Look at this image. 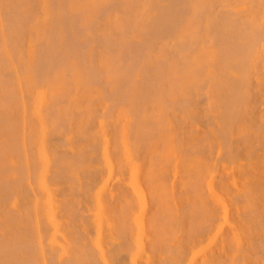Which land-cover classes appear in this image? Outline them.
Listing matches in <instances>:
<instances>
[{"label": "bare ground", "instance_id": "obj_1", "mask_svg": "<svg viewBox=\"0 0 264 264\" xmlns=\"http://www.w3.org/2000/svg\"><path fill=\"white\" fill-rule=\"evenodd\" d=\"M236 1L0 0L2 129L12 131L9 106L25 91L44 111L31 116L40 119L42 138L32 178L47 193L49 264H184L189 254L188 264H216L213 246L233 248L235 201H245L249 216L262 182L245 175L254 170L246 157L264 143L244 154L231 130L253 109L251 87L264 75V0ZM89 85L102 87L110 107L134 108H110V115L108 108L89 121ZM168 91L176 97L166 99ZM154 100L159 110L144 108ZM188 115L200 126L182 129ZM253 126L264 129V122ZM215 128L221 145L209 137ZM54 141L64 147L54 152ZM3 182L0 197L8 200L14 191ZM33 190L21 191L36 198ZM24 235L0 233V264L37 263L36 235L34 243Z\"/></svg>", "mask_w": 264, "mask_h": 264}, {"label": "rangeland", "instance_id": "obj_2", "mask_svg": "<svg viewBox=\"0 0 264 264\" xmlns=\"http://www.w3.org/2000/svg\"><path fill=\"white\" fill-rule=\"evenodd\" d=\"M235 3L238 4L239 0L236 1ZM239 5H237V6H239ZM133 37L137 39V38H139V34L134 33ZM96 67L98 69L104 71V66L102 64L97 63ZM255 78L258 82H253V86L251 87V95L249 96V99L247 101V103H249V107L253 106V109L249 110V112H247L245 114L242 113L241 118H238L239 120L237 121V123L232 125L234 127V129H231V130H233L232 131L233 134L234 135L237 134V137H239L238 142H240V143H238V145L241 146L244 142V148L242 149V151L244 150L243 151L244 154H246L247 151L254 149V147L257 143L260 142V144H262L264 142V129L260 128V130H259V128H256L255 126H253L254 123L259 124L261 122H264V110H262V107L264 106V84L262 83V82H264V75L262 73H259V74L255 75ZM87 87H88L89 91H87L85 94V97H86L85 101L86 102H84L83 108H84V110H86V114L88 115L89 121H91L94 116L96 118V119L92 120L94 122L103 118V113L106 114V111L108 108H109L108 109L109 112L107 111L108 112L107 114H109L112 110L115 111L118 109H120L121 111L124 110L126 112V110H127L126 107L127 108L133 107L132 106L134 104L133 102L132 103L126 102L125 105L122 103H119V104H117V106H115V107L113 106V108H112L109 106L111 104V102H109V100H108V103H107L106 102L107 99L106 100L104 99L106 97L103 96L104 94H103V91L101 90L102 87H100L98 85H96V86L95 85H93V86L89 85ZM176 92L175 91H172V92L168 91L166 94L167 95H169V93L175 94ZM211 92H213L212 97H209V99L211 101V104L214 105L217 103L218 98H217L216 94L218 92H216V90L214 88H213V91L211 90ZM23 93L21 94L22 95L21 98L19 95L18 98H16V100H14L11 103V106H9L8 111H9L10 115H12V114L16 115V118H14L11 121L12 125H13L12 131L9 132L5 128L2 129V127L6 124V121L4 120L6 118L3 117V119H2V115L5 114V112L2 111V113H1V111H0V117L2 119V120L0 119V188L2 187V185L4 183L3 181H5V182L10 183L11 189L14 191L13 195L8 200H2L0 197V212H1L0 213V233H5V235L7 237L12 238L16 235L17 231H18L19 235L21 233L24 235V231H25L24 236H26V238H28V240L30 242L34 241V237H35L34 235H36L35 243L33 242L34 245L36 246L35 247V257H36L35 261H37V263H35V264L43 263L42 257H46L45 258L47 260L46 264H49V262H48V256L49 255L47 253V250L48 249L50 250V247H48L47 242L50 239L52 229H51L50 221L47 218V212H48L47 208L48 207L45 203L47 193L43 192L40 189V187H37L36 179L35 180L33 179L35 177L37 178V176L33 177V174L34 175L37 174L41 168L40 167L41 166V160L39 159L40 156L38 154V149H37V152H36V149L33 150V147L36 146L37 139H38V142L40 140H42L41 135L38 133V131L40 130V127H41V123H40V119H37L39 117H37L36 114H37V112L38 113L40 112L43 115L44 111H41V109L39 107H37V108L35 107L34 95L32 92L27 93L25 91ZM174 94L167 96L166 99L175 98L176 96H174ZM22 100H23V102H22ZM258 102H260V103L257 104ZM148 103H149V105L145 106L144 108L149 110V111H151V110L157 111L160 109V107L162 105L161 101H155V100L153 102H148ZM23 105H24V108H23ZM58 106H60V105H57V107ZM260 106H261V108H260ZM23 109H24V112H23ZM256 109H258V110H256ZM214 110H216V111H214ZM97 111L99 112L98 114L96 113ZM212 111L214 113V116H216L215 119L217 120V122L220 121V117L222 116L221 110L219 111V109L217 107H215ZM254 112H255V114H254ZM96 114H97V116H96ZM34 115L37 117L36 119H34L35 118ZM179 115L182 116L184 114L179 113ZM17 116H19V118ZM31 116L34 118H32ZM173 116H174V112L170 111L166 114L165 120L170 121L171 119H173ZM191 117L192 116H190V115H188V117L187 116L183 117L182 123H181L182 129H185L183 127H185V126L187 127V125H189V124L192 126L193 123H194V126L195 125L200 126L198 122L195 123L196 120L193 122L190 119ZM255 117H257V118H255ZM250 118H252L253 122H251ZM249 123L251 124V126L249 125ZM214 130H216V131L213 132V138H211L212 137L211 134L209 137H210V139H216L217 138V143H219V145H221L222 144V140H221L222 135H221V138H219L220 134H218V135L216 134V133H218L217 128H215ZM240 134L242 135L241 138H240ZM10 136H11V138H10ZM29 137H30V139L36 138L33 141V143H35V145L32 147H30L32 142H30V143L28 142ZM48 137H49V135L46 134L44 139H47ZM246 137H247V139H245ZM97 138H99V137H97ZM6 139H7V141H6ZM4 140H5V142H4ZM21 143H22V145H21ZM52 144H53L52 149L54 148V152H56L57 149L60 150L64 147L60 144V142H57V141L52 142ZM28 146L31 149L27 148ZM19 147H20V149H23V151L18 152L20 150ZM24 148H25V150H24ZM47 148L49 149V145H47ZM24 151H25V153H24ZM263 151H264V143H263V145L258 146V149L253 151L252 155H250L249 157H246V159L247 158L250 159V160L248 159L249 162L252 161L254 163V161H257V163L255 164L257 167H254L255 165L253 166V163H252L251 168H254V170H252V171L250 170V172L245 173V175L247 177H250V179L252 181L257 180V179L262 180V182H259L258 184H256L259 186L261 185L259 190L257 191L258 192L257 197L255 198V199H257V200H255L257 202L255 203L254 208L252 209V211L250 212V214L248 216L247 212L242 211V208L246 207L245 201L244 202H242L243 200L241 202L238 201L240 203H238L237 200L235 201L236 202V204H235L236 209H235V213H234V219H235L236 226H238L239 229L235 231L234 246L232 248L230 243H229L230 244L229 248L226 246V244L221 245V243L220 244L217 243L215 246H213L210 250L218 258V262L216 264H251V263L252 264H264V252H263L264 250L262 249L264 247L261 248V245L259 246V244L257 243V241L259 239H261V241L264 242V240L262 239V238H264V236H263L264 235V223H263V220L260 218V217H264V160H263L264 156L259 155ZM20 167H22V168L20 169ZM16 169H18V170H16ZM23 169H24V171H23ZM22 171L25 172V174ZM26 172L29 174L27 175ZM18 175H19V177H18ZM30 176H31V178H30ZM234 176L236 177V179L242 178L241 176H239L237 174V171H236ZM23 179H24V181H23ZM21 180H22V182H21ZM249 182H251V181H249ZM30 186L33 187V189H34L33 192L36 193V191H37V193H38V194H36L37 201H35V199H36L35 196H33V195L30 196L29 194H27L26 191H25L26 193L25 192L22 193L23 189L30 188ZM35 186L37 187V190H35V188H36ZM249 186H250V184H249ZM26 195H27V197H26V199H24L23 196L25 197ZM16 200L18 201V203L15 205L13 202L14 201L16 202ZM35 205H36V208H35ZM11 209L13 210V212H11ZM30 210L33 212L31 213ZM136 210L137 209H135V211ZM257 210L259 211V213L256 212ZM8 212H9V214H8ZM245 213H247V214H245ZM135 214L139 215V213H135ZM30 217L33 219V221L30 220L31 219ZM35 219H37V221ZM8 220H10V221H8ZM260 221L263 223V225H262V223L260 224ZM34 222H36L37 224ZM32 224H33V226H32ZM257 224H259V226H257L258 229H256ZM37 227H38V229H37ZM34 231H35V233H34ZM134 234L136 236L139 235L138 231H135ZM228 234L229 233H227V236H228ZM229 236H230V234H229ZM254 237H255V239H254ZM43 238L45 239L44 243H43ZM250 239H251V241H250ZM237 240H238V242H237ZM37 242H38V244H37ZM258 242L260 243V241H258ZM40 244H41L42 249H44V254L42 256H41ZM251 246H253V248H250ZM37 247H38V250H37ZM254 250H256V252ZM19 253H20V251L17 252V255H19ZM258 253H260V254H258ZM241 254H243L244 256H242ZM245 254H247L248 256ZM250 254H251V256H250ZM256 254L259 255L260 257L259 256L256 257ZM254 255H255V257H253ZM261 255H262V257H261ZM191 258H192L191 254H189L188 256H185L184 259L186 262L184 264H188L189 261H191ZM242 261H244V262H242ZM59 264H62V262ZM197 264H199V262Z\"/></svg>", "mask_w": 264, "mask_h": 264}]
</instances>
